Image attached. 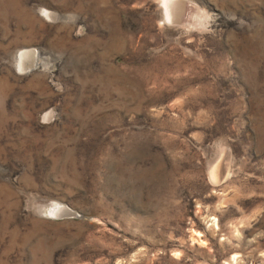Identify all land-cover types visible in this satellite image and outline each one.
Masks as SVG:
<instances>
[{
	"label": "rangeland",
	"instance_id": "obj_1",
	"mask_svg": "<svg viewBox=\"0 0 264 264\" xmlns=\"http://www.w3.org/2000/svg\"><path fill=\"white\" fill-rule=\"evenodd\" d=\"M159 1L0 0V264H264V0Z\"/></svg>",
	"mask_w": 264,
	"mask_h": 264
},
{
	"label": "bare ground",
	"instance_id": "obj_2",
	"mask_svg": "<svg viewBox=\"0 0 264 264\" xmlns=\"http://www.w3.org/2000/svg\"><path fill=\"white\" fill-rule=\"evenodd\" d=\"M161 8L163 9V20L168 23H178L183 14L184 5L179 0H160L159 1ZM190 11V10H188ZM48 17V16H47ZM27 56V52H22L19 55V68L24 69V59ZM219 171V170H218ZM216 168L210 170L209 179L215 181L217 179ZM219 177V176H218Z\"/></svg>",
	"mask_w": 264,
	"mask_h": 264
}]
</instances>
